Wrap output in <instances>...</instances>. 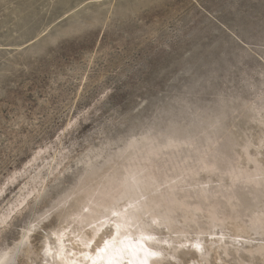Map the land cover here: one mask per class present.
<instances>
[{
    "label": "rangeland",
    "instance_id": "obj_1",
    "mask_svg": "<svg viewBox=\"0 0 264 264\" xmlns=\"http://www.w3.org/2000/svg\"><path fill=\"white\" fill-rule=\"evenodd\" d=\"M0 192V264H264V0H0Z\"/></svg>",
    "mask_w": 264,
    "mask_h": 264
},
{
    "label": "bare ground",
    "instance_id": "obj_2",
    "mask_svg": "<svg viewBox=\"0 0 264 264\" xmlns=\"http://www.w3.org/2000/svg\"><path fill=\"white\" fill-rule=\"evenodd\" d=\"M25 200L26 198L23 199L21 204L24 203ZM94 208H100L98 203ZM91 212L92 211H90V213ZM164 213L169 215L167 211H164ZM81 216V224H86L91 221L89 218L91 214L88 215L87 218L83 217V215ZM5 218L7 220L9 215ZM210 218L214 219L213 217ZM171 220L172 218L168 219L167 217L156 219L146 218L143 205L136 200L130 202L124 211L116 214L113 229L114 236L109 239L105 245L81 254L84 259V264H151L154 259L161 256L160 254L162 252L160 248L163 246L160 245L164 243V240L153 238V234L151 235V233H148L147 229L161 232L163 227H168V224L170 222L172 223ZM4 221H2V223H5ZM104 227L105 225H103L101 229ZM88 242H90V240H88ZM60 251H62V249H60ZM72 257L74 256L69 257L68 254L61 255L58 261L64 262V264H79L73 262L74 260L71 259Z\"/></svg>",
    "mask_w": 264,
    "mask_h": 264
}]
</instances>
